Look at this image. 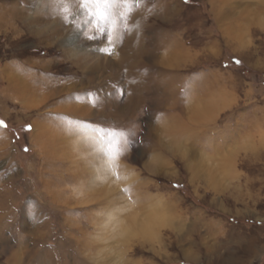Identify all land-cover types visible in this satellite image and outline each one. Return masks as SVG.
Listing matches in <instances>:
<instances>
[{
    "label": "rangeland",
    "instance_id": "374dc122",
    "mask_svg": "<svg viewBox=\"0 0 264 264\" xmlns=\"http://www.w3.org/2000/svg\"><path fill=\"white\" fill-rule=\"evenodd\" d=\"M73 11L0 0V264H264V0Z\"/></svg>",
    "mask_w": 264,
    "mask_h": 264
},
{
    "label": "snow or ice",
    "instance_id": "6c2138e0",
    "mask_svg": "<svg viewBox=\"0 0 264 264\" xmlns=\"http://www.w3.org/2000/svg\"><path fill=\"white\" fill-rule=\"evenodd\" d=\"M141 2L142 0H53L57 13L64 23H68L69 18L74 15V8H78L87 10L98 23L114 24V18L119 16L127 21L124 24L125 30L128 29V23H134L131 21L130 15ZM98 31L107 30L98 29ZM236 62L239 63V61ZM66 124L70 131L85 135L95 144L96 149L111 161H115L124 155L125 145L130 146L131 137L134 136L130 129H123L115 125H92L91 134H88L83 132L77 121L69 119ZM0 126H4L3 120H0Z\"/></svg>",
    "mask_w": 264,
    "mask_h": 264
},
{
    "label": "bare ground",
    "instance_id": "6f19581e",
    "mask_svg": "<svg viewBox=\"0 0 264 264\" xmlns=\"http://www.w3.org/2000/svg\"><path fill=\"white\" fill-rule=\"evenodd\" d=\"M21 89H22V88H21ZM22 90H23V89H22ZM22 90H21V91H22ZM16 91H17V90H16ZM18 91H19V90H18ZM22 92H23V91H22ZM37 136H38V135H37ZM99 170H100V169H98V171H99ZM96 171H97V170H96ZM98 173H99V172H98ZM95 175H96V174H95ZM109 177H110V175H109ZM121 197H122V196H121ZM119 200H120V199H119ZM136 220H137V219H136Z\"/></svg>",
    "mask_w": 264,
    "mask_h": 264
}]
</instances>
